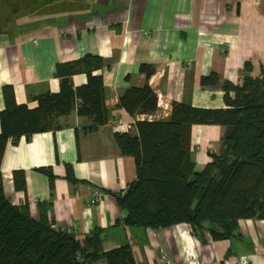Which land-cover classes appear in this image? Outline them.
<instances>
[{"label":"crops","instance_id":"1","mask_svg":"<svg viewBox=\"0 0 264 264\" xmlns=\"http://www.w3.org/2000/svg\"><path fill=\"white\" fill-rule=\"evenodd\" d=\"M3 1L14 9V24L0 38V112L4 86L13 88L17 104L35 108L36 97L58 92L63 77L84 84L85 72L69 71L86 55L102 60L94 74L102 75L108 112L93 130L92 118L74 110L58 127L8 141L0 170L10 202L79 241L97 233L104 251L128 245L136 264H264V218L238 219L222 239L206 229L194 234L183 222L159 229L124 224L117 198L136 168L113 136L136 133L137 121H169L174 103L225 108L220 84L237 83L245 62L264 65V0ZM142 66L152 69L149 76ZM211 74L219 84L202 82ZM146 85L157 95L156 110L130 114L121 96ZM224 133L222 125L191 126L196 170L220 152ZM97 195L101 200L87 205Z\"/></svg>","mask_w":264,"mask_h":264},{"label":"trees","instance_id":"2","mask_svg":"<svg viewBox=\"0 0 264 264\" xmlns=\"http://www.w3.org/2000/svg\"><path fill=\"white\" fill-rule=\"evenodd\" d=\"M101 67L98 56L86 55L73 62L69 72H85L86 82L74 87L69 76L63 77L58 92L36 97L35 108L17 104L13 88L4 86L0 165L8 141L15 143L23 136L58 127V119L74 110L92 118L89 130L105 124L102 75L94 74ZM141 70L147 76L152 72L143 66ZM202 82L219 84L216 74ZM220 86L225 108L174 103L169 121H137L136 133H114L120 153L132 156L136 168V178L117 198L124 224L159 229L183 222L194 234L206 229L214 239H222L232 234L238 219L264 218V65L256 68L245 62L237 83L225 80ZM120 105L132 115L152 113L157 95L147 85L130 88ZM203 123L222 125L225 133L220 152L210 153V161L198 171L190 154V132L193 124ZM100 261L136 264L128 245L104 251L97 233L79 241L46 219H34L27 206L13 205L4 194L0 170V264Z\"/></svg>","mask_w":264,"mask_h":264},{"label":"rangeland","instance_id":"3","mask_svg":"<svg viewBox=\"0 0 264 264\" xmlns=\"http://www.w3.org/2000/svg\"><path fill=\"white\" fill-rule=\"evenodd\" d=\"M14 24L13 7L0 1V38L3 33L10 32V27ZM232 94V93H231Z\"/></svg>","mask_w":264,"mask_h":264},{"label":"built area","instance_id":"4","mask_svg":"<svg viewBox=\"0 0 264 264\" xmlns=\"http://www.w3.org/2000/svg\"><path fill=\"white\" fill-rule=\"evenodd\" d=\"M146 34H148V33L146 32ZM100 200H101L100 195L94 196L93 198H91V199H89V200L87 201V205H89V206H93V205L96 204V202H98V201H100Z\"/></svg>","mask_w":264,"mask_h":264}]
</instances>
